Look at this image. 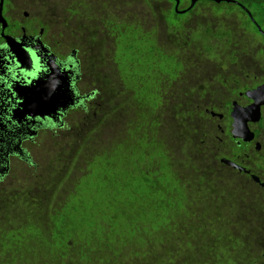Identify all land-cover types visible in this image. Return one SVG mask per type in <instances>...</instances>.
Segmentation results:
<instances>
[{"label":"trees","instance_id":"obj_1","mask_svg":"<svg viewBox=\"0 0 264 264\" xmlns=\"http://www.w3.org/2000/svg\"><path fill=\"white\" fill-rule=\"evenodd\" d=\"M233 1L58 0L59 40L73 38L93 95L0 184V264L262 262L264 227L230 222L189 100L197 70L219 83L263 52L242 6L264 32V0Z\"/></svg>","mask_w":264,"mask_h":264},{"label":"flooded vegetation","instance_id":"obj_2","mask_svg":"<svg viewBox=\"0 0 264 264\" xmlns=\"http://www.w3.org/2000/svg\"><path fill=\"white\" fill-rule=\"evenodd\" d=\"M57 4L58 0H0V184L12 165L24 169L33 163L31 152L39 138L74 121L71 115H78L80 109L89 111L93 92L82 77L79 49L70 36L60 41L54 29L58 12L51 9ZM190 6L191 0H179V11L186 12ZM262 51L234 64L232 74L221 76L219 83L209 76L201 81L199 70L189 79L195 94L190 93L189 100L199 116L195 120L205 132L201 142L222 171L218 177L225 188L230 222L260 229L264 227V89L258 94L253 91L264 86V46ZM67 71L76 105L55 121H27L21 111L28 85L34 82L35 86L44 77L61 78ZM208 80L215 83L205 85ZM249 214L257 221L249 220ZM253 240L264 246V232ZM238 254L244 256L243 249ZM262 257L261 263L254 264H264V252Z\"/></svg>","mask_w":264,"mask_h":264},{"label":"water","instance_id":"obj_3","mask_svg":"<svg viewBox=\"0 0 264 264\" xmlns=\"http://www.w3.org/2000/svg\"><path fill=\"white\" fill-rule=\"evenodd\" d=\"M198 1L202 0H191L190 8H192ZM210 1H215L216 3L225 1L238 4L237 1L233 0ZM178 4L179 0H176V11H178ZM242 8L248 13L252 22L257 26L259 32L264 37V32L252 18L250 11H248L244 6H242ZM183 12L184 11L181 13ZM68 75L69 71L62 72L63 77L61 78L55 77L56 79H51L50 77H44L43 79L40 78L37 80L35 86H33L34 82H31V84L28 85L30 90L27 91V94L24 97V102L22 104L24 109L21 111L22 114H24L27 118V121H30L29 119L32 120L36 118H39L40 120L47 118L55 121L56 118L58 119V117L62 116L70 107L76 105L77 98L73 95L71 90L70 79ZM47 82H49L50 86ZM262 89H264V86L253 92L258 94ZM30 122L34 123L32 121Z\"/></svg>","mask_w":264,"mask_h":264},{"label":"rangeland","instance_id":"obj_4","mask_svg":"<svg viewBox=\"0 0 264 264\" xmlns=\"http://www.w3.org/2000/svg\"><path fill=\"white\" fill-rule=\"evenodd\" d=\"M117 3H119V2H117ZM117 3H116V4H117ZM119 4H120V3H119ZM122 5H124L125 7H127L130 11L133 10V9L139 10L138 8H132V7H131V6H134V4H132V2H130L129 6H128V5L126 4V0H124V2H123ZM54 29H55V30H59L57 27H55ZM41 148H42V146H41ZM45 150H46V151H45ZM49 150H51V149L44 148V151H43V153H42V157L40 158V159L43 160L44 162H46L45 158H46V156L48 155L47 151H49ZM49 152H51V151H49ZM50 155H51V153H50ZM50 155H49V156H50ZM49 156H47V159H48Z\"/></svg>","mask_w":264,"mask_h":264}]
</instances>
